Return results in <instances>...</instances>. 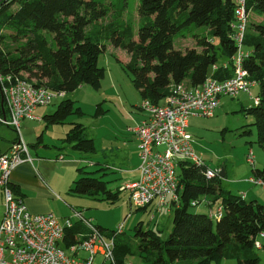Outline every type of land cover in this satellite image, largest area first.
<instances>
[{
  "label": "trees",
  "instance_id": "1",
  "mask_svg": "<svg viewBox=\"0 0 264 264\" xmlns=\"http://www.w3.org/2000/svg\"><path fill=\"white\" fill-rule=\"evenodd\" d=\"M133 4L139 17L137 24L132 17L125 19L131 13L129 0H0V71L4 75L26 77L38 86L66 95L85 85L99 91L106 76L99 60L109 43L130 54L126 68L132 74L135 88L143 100L157 105L168 96L171 85H202L214 65L227 62L230 67H220L213 77L218 80L232 77L233 57L237 54L232 38L235 21L232 1L135 0ZM247 9L252 16L262 18L261 22L252 20L249 25L244 40L249 56L243 65L250 78L259 83V103L247 112L257 118V143L264 149V0H247ZM193 28L205 29L203 34L194 35L195 47L185 52L175 50V36L183 29ZM4 32L10 35H3ZM9 40L23 43L20 53L6 49ZM2 96L0 86V116L8 117L7 109L5 113L2 109ZM105 112L99 105L96 116ZM80 113L82 108L66 99L44 120L48 126L65 124L69 117ZM64 142L81 152H96L95 142L86 138L82 124H74ZM102 170L107 169L94 173L80 169L85 176L73 183L70 193L117 203L122 190L111 189V181L103 180L104 175L97 177ZM207 170L205 164L179 161L180 203L173 205L170 236L163 239L161 232L144 231L139 225L134 244L124 241L122 234L115 238L114 262L107 263L128 264L130 257H138L139 264H220L224 260L259 264L261 258L255 243L264 234L261 224L264 206L232 194L222 186L221 172L209 179ZM222 171L226 177V169ZM253 178L264 182V168L253 169ZM12 188L17 195L14 185ZM206 198L208 208L216 205L223 209L220 220L213 221L208 213L192 211ZM86 219L107 239L122 225L108 234ZM88 234L83 224L75 225L65 234V247L86 240Z\"/></svg>",
  "mask_w": 264,
  "mask_h": 264
},
{
  "label": "built area",
  "instance_id": "2",
  "mask_svg": "<svg viewBox=\"0 0 264 264\" xmlns=\"http://www.w3.org/2000/svg\"><path fill=\"white\" fill-rule=\"evenodd\" d=\"M230 1L235 4L232 38L237 46L232 77L225 80L213 77L220 67H230L229 63L223 62L212 67V74L202 85H171L163 105L144 100L140 106L147 118L132 130L139 143V179L123 188L130 192V202L136 208L156 203L160 212L169 205L180 203L179 161L198 166L204 164L195 155L194 138L189 132L191 118H214L222 98L235 99L241 94L252 96V89L259 84L250 78L243 65L249 56L244 49L251 13L247 9V0ZM0 86L4 108L8 112V117L0 116V124L15 128L18 133L10 149L0 156V199L4 207L0 223V264H96L97 256L103 258L101 264L114 262L115 238L123 234L124 224L112 238L107 239L82 213L74 212L72 218L79 220L89 234L86 240H78V243L66 248L65 234L76 223L71 218L60 221L51 212L31 213L24 199L17 196L12 188V172L23 164H33L29 147L22 136V122L33 120L37 108L49 106L54 99L63 98L65 94L38 86L27 78L4 75L1 71ZM254 102L256 105L259 103L258 97L254 98ZM247 162L255 165L252 150L247 155ZM221 171L208 169L207 178H214ZM249 181L264 187V182L254 178ZM208 215L213 221H218L223 216V209L211 208ZM261 236L264 237V234ZM255 248H262L259 241H256ZM81 254L85 256L80 257Z\"/></svg>",
  "mask_w": 264,
  "mask_h": 264
},
{
  "label": "rangeland",
  "instance_id": "3",
  "mask_svg": "<svg viewBox=\"0 0 264 264\" xmlns=\"http://www.w3.org/2000/svg\"><path fill=\"white\" fill-rule=\"evenodd\" d=\"M129 1L131 13L126 14L125 19L132 17L137 24L139 17L136 6L133 4L135 0ZM108 20L104 21V23H107ZM204 32V28L183 29L174 38L175 50L185 52L189 48H194L196 45L194 35L203 34ZM5 34L10 35L9 32H4L3 35ZM22 45V42L9 40L6 49L11 50L13 53H20ZM106 47L107 50L100 56L99 60L100 67L106 71L101 90L95 91L90 86H82L74 93L65 94L63 98L54 99L49 106L39 107L35 112V116H39L38 121L25 120L22 122V136L29 147L35 165L39 163L42 166L44 158H51L49 157L50 151L58 154L56 149L62 145V141L59 140L65 139L72 128V126L63 124L47 126L42 121L43 116L54 113L61 102L66 99L75 101L76 107L82 108V113L69 117L67 122L73 121L82 124L85 128L86 138L94 140L96 146V152L94 153H79L81 160H83L78 165L79 170L84 169L85 173H94L104 169V162L111 165L113 158L109 152L116 147H120L121 143L131 139V134L133 135L132 128L137 127L139 125L138 122L141 120L143 111L140 106L144 100L133 84L132 74L126 68V65L131 60L130 54L121 48L113 47L109 43H106ZM259 90V87L254 88L250 97L247 94H241L235 99L222 98L215 117H199L192 120L193 128L190 131L194 138L197 158L211 171H220L224 168L228 171L227 176L221 179L222 186L235 195H240V192L246 195L250 194L247 199L248 202L257 200L264 205V187L249 182V179L253 178V169L262 170L264 168V149L257 143L255 126L257 118L247 112L248 109L254 107V98L257 97ZM164 102L165 100L162 101V103ZM99 105H102L103 110L106 112L103 115L96 116V110ZM65 127L66 129H64ZM16 136L18 138L15 128L5 125L0 126V150H4L3 154L9 150V142ZM42 137L43 139L45 138V142L50 146V151L43 148L42 144L39 143V139ZM52 140H55V143H52ZM250 150L255 155L254 166L247 162V155ZM67 153L69 155L72 154ZM76 153L73 152L74 155ZM53 159L55 158L53 157ZM52 163L47 165H51L52 171L58 167L56 169L58 171L55 170L56 173L62 172L65 169L64 167H66L60 162ZM21 167L23 168L25 165ZM74 171L78 173L76 168H74ZM14 174L13 171L10 178L11 181H14ZM101 175H104L103 180L111 181L109 187L113 190L117 188L121 181L119 172L111 167L96 174L97 177ZM78 176H85V174H79ZM21 180H24V178L21 177ZM17 181L18 179H16ZM61 197L62 199L57 200L53 205L55 209L58 207V210L55 211L56 214H59L62 210H68L72 214L70 206L66 203L68 201L74 206L72 208L78 206L76 207L77 210L84 211V215L87 218L93 219L94 224L102 226L108 234L116 232L118 227L124 223V234L121 235V238L131 244L136 241L134 235L139 225L144 231L155 230L161 232L160 236L163 239H167L173 230V217L166 208L160 212L156 210L155 206L138 209L132 206L127 194L122 193L120 200L115 204H111L108 201L89 199L88 197L70 196L68 191L66 196L61 193ZM69 197H73L75 200ZM80 198L83 199L82 203L79 202ZM90 200L92 204L87 205ZM86 201L88 202L86 203ZM0 204L2 203L0 202ZM3 210L4 208L1 205L0 221ZM206 210L204 204L192 208L194 213H203ZM261 224L264 229V217L261 220ZM260 241L264 243V239ZM257 253L261 258L259 264H264V250H257ZM102 261L103 258L101 256L96 257V264H101ZM128 264H139V258L130 257ZM222 264H237V262L228 260L222 262Z\"/></svg>",
  "mask_w": 264,
  "mask_h": 264
},
{
  "label": "crops",
  "instance_id": "4",
  "mask_svg": "<svg viewBox=\"0 0 264 264\" xmlns=\"http://www.w3.org/2000/svg\"><path fill=\"white\" fill-rule=\"evenodd\" d=\"M252 20H254L256 22H261L262 18H258V17L256 18V17L252 16V12H251L249 25L251 24ZM258 87H259V84L254 88H258ZM259 92H260V90H259ZM259 92H258L257 96H259ZM161 104H163V103H161ZM38 109L39 108H37L34 111V113H33L34 119L32 121H38L39 120V118H38L39 116L38 117L35 116V112ZM146 118H147V114L145 112H142V117H141V120L138 122V124H140ZM196 118H199V117H192L190 120V127H189L190 134L192 133L190 131V129L193 128L192 120H194ZM42 121L46 124V122L44 120V116L42 117ZM74 124H80V123L72 121V122H66L63 125L73 127ZM64 129H66V127ZM16 139H17V136L12 141L9 142L10 147ZM45 141L46 140H45V138L43 139V137L39 139V143L42 144L43 148L49 149L50 146H48V144ZM59 141H62V145H61V147L56 149L58 154H55L54 151H50V149H49V151H50L49 157H51V158H47V159L44 158L42 160V166L39 163L37 165H35L34 161H33V165H29V163H27V164H23V165H25V167H23V168L21 167L23 165L19 166V168L14 171V173H15L14 174V176H15L14 181L15 182L13 181V185L18 191L17 196H20L22 199H24V201L27 204L31 213L37 215V214H45V213L51 212L60 221H63L66 218H71L73 220V222L76 223L75 225H79L80 221L75 219V218H72L74 216V212L82 213L85 218H87V217L84 215V211L77 210L76 207H78V206H75V208H72L74 206L66 200L67 201L66 203L71 208L72 214L68 210L67 211L62 210L59 214H56L55 211L58 210V207L55 209V207L53 205L56 203L57 200L62 199L61 193L64 194V196H66L67 191H68V195H70V196L72 195V196L81 197V198L84 197V196H77V195L71 194L70 188L73 186V183L79 178L78 175L81 174V172L78 169L79 168L78 165L81 162H83V160H81V155L79 153H88V152H81V151L74 149L72 145L65 143L64 139H60ZM52 143H55V140H52ZM67 152L72 153V154L69 155ZM73 152H77V153L74 155ZM3 153H4V150H0V156ZM109 153L112 155L113 163L110 165L107 162H104L103 167L105 169H110V167H111L114 170L119 172L121 181H120L119 185L117 186V188H121L120 190H122V193L127 194L129 196V200H130V192L127 190H124L123 188L125 185H127L129 183L136 182L139 179V168H140L141 160L139 157L138 140L136 139V137L134 135L131 134V139H129L128 141H125L124 143H121L120 147H116L114 150L110 151ZM53 157L55 159H53ZM61 157H63V159H60ZM120 160H121V162H119ZM66 161H69V162H66ZM115 161H116V163H115ZM45 162H47V163H45ZM52 162L63 163V166L65 165L69 169L64 167L65 169L62 172L56 173V171H58V170H56L58 167L55 168L56 171L54 169L52 171L51 165H47V164H53ZM74 168L77 169L78 173H76V171H74ZM226 174H228L227 170H226ZM21 177H23L24 180H21ZM224 177H222V178H224ZM16 179H18L17 182H16ZM250 179H252V178H250ZM252 184H254V183H252ZM255 185H257V184H255ZM240 196H242L244 199L247 200L248 197L250 196V194L246 195L245 193L240 192ZM69 198H71V197H69ZM81 198L79 199L80 203L83 202V199H81ZM71 199L75 200L73 197ZM89 199H91V198H89ZM208 201H209V199L206 198L201 202V204H204L206 206V209H207L203 213H209V210L211 209V208H208V206H207ZM255 201H257V200H255ZM0 202L2 203L1 199H0ZM87 202L88 201H86V203ZM72 203H74V202H72ZM258 203L261 204L260 202H258ZM88 204L89 205L92 204L91 200L87 203V205ZM1 205L3 207V203L0 204V206ZM77 205H79V204L77 203ZM80 205H82V204H80ZM261 205H263V204H261ZM151 206L156 207V203L151 205ZM216 208H217V206L215 205L212 209H216ZM166 209H167L169 214H172L173 205H169V207H167ZM3 212H4V210H3ZM2 217H3V214H2ZM91 220L93 221V219H91ZM1 221H2V219H1ZM1 221H0V223H1ZM96 225H98V224H96ZM263 239H264V237H260L258 239V241L262 245V248L261 249L255 248L256 251L257 250H259V251L264 250V243H262L260 241ZM82 256H84V255L81 254L80 257H82ZM224 261H228V260H224ZM224 261H222V262H224ZM222 262L220 264H222Z\"/></svg>",
  "mask_w": 264,
  "mask_h": 264
},
{
  "label": "water",
  "instance_id": "5",
  "mask_svg": "<svg viewBox=\"0 0 264 264\" xmlns=\"http://www.w3.org/2000/svg\"><path fill=\"white\" fill-rule=\"evenodd\" d=\"M2 109L5 112V108H4V98L3 97H2ZM224 176H225V172L224 171H221V177H224Z\"/></svg>",
  "mask_w": 264,
  "mask_h": 264
}]
</instances>
